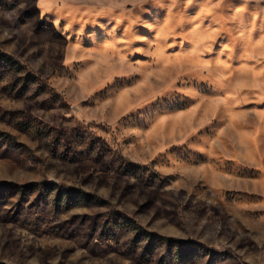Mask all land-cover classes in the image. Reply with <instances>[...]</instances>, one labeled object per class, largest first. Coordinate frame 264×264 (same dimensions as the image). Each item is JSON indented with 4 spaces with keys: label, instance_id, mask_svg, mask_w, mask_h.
Returning <instances> with one entry per match:
<instances>
[{
    "label": "rangeland",
    "instance_id": "1",
    "mask_svg": "<svg viewBox=\"0 0 264 264\" xmlns=\"http://www.w3.org/2000/svg\"><path fill=\"white\" fill-rule=\"evenodd\" d=\"M0 264H264V0H0Z\"/></svg>",
    "mask_w": 264,
    "mask_h": 264
},
{
    "label": "trees",
    "instance_id": "2",
    "mask_svg": "<svg viewBox=\"0 0 264 264\" xmlns=\"http://www.w3.org/2000/svg\"><path fill=\"white\" fill-rule=\"evenodd\" d=\"M168 240V239H167Z\"/></svg>",
    "mask_w": 264,
    "mask_h": 264
}]
</instances>
